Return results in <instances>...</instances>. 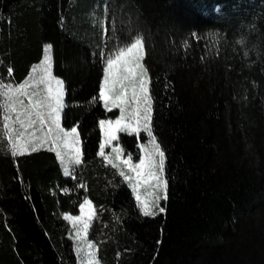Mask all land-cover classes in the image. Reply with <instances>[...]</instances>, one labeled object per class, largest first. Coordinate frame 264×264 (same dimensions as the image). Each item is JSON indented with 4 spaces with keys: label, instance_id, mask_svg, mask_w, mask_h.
Returning <instances> with one entry per match:
<instances>
[{
    "label": "trees",
    "instance_id": "trees-1",
    "mask_svg": "<svg viewBox=\"0 0 264 264\" xmlns=\"http://www.w3.org/2000/svg\"><path fill=\"white\" fill-rule=\"evenodd\" d=\"M103 6L101 27L92 11ZM137 36L169 182L154 217L98 155L99 120L118 112L92 100L101 53ZM47 44L82 164L73 178L45 148L12 156L0 109V264H79L63 217L85 198L100 264H264V0H0V80L24 82ZM147 141L143 131L119 137L135 163Z\"/></svg>",
    "mask_w": 264,
    "mask_h": 264
},
{
    "label": "snow or ice",
    "instance_id": "snow-or-ice-1",
    "mask_svg": "<svg viewBox=\"0 0 264 264\" xmlns=\"http://www.w3.org/2000/svg\"><path fill=\"white\" fill-rule=\"evenodd\" d=\"M107 12V7L105 8ZM52 45H46L45 53H50ZM145 48L139 36L126 47H119L114 53L107 56L100 55L102 67V83L97 97L93 102H102L103 108L108 112L119 109L116 119L99 120V128L103 132V141L99 144L98 155L107 160L114 168L120 165L113 162L105 155V149L110 147L113 141H118V133L139 136L141 130L146 132L151 151L144 144L139 147L144 151L143 158L138 163L132 162L131 153L127 159L121 160L123 149L111 147L115 153V160L120 161L133 175H126L123 170L119 175L128 182L135 200L143 216L154 217L165 213L166 207H160V201L168 200V179L165 178V152L156 142L153 135V98L150 95V77L145 65ZM52 61L50 55H45L43 64L32 69V72L40 73L39 80L34 82L33 77L16 85L12 82L5 83L0 80V109L3 110V129L7 139L11 142V155L23 156L26 153L37 152L48 144V151L56 153L60 163L64 165L66 176L70 172L69 166L82 164L81 140L77 127L70 130L61 126L62 113L65 107V86L63 80L52 74ZM11 68L7 69L11 74ZM44 85L45 95L40 96L38 85ZM27 100V103H26ZM134 105L127 111L129 105ZM19 125V128L16 127ZM47 129L44 131V129ZM37 131L43 133L37 136ZM54 133V135H52ZM133 180L135 182H133ZM155 183V188L160 195L151 194V199H142L140 188L146 184ZM83 187V185H81ZM80 215H65L66 221L72 222L77 241V254L83 253L82 264H99L96 253L92 249L95 245L85 242L81 248L79 243L87 235L93 217L92 201L85 198L79 206Z\"/></svg>",
    "mask_w": 264,
    "mask_h": 264
},
{
    "label": "rangeland",
    "instance_id": "rangeland-1",
    "mask_svg": "<svg viewBox=\"0 0 264 264\" xmlns=\"http://www.w3.org/2000/svg\"><path fill=\"white\" fill-rule=\"evenodd\" d=\"M97 9V8H96ZM99 13L97 12V13H94V12H96V10L94 9L92 12V14H93V19H95L98 23H99V25L101 26V27H104V12H105V7L103 6V7H101L100 9H99ZM141 39V38H140ZM142 40V39H141ZM142 43H143V40H142ZM47 45H49V44H47ZM144 45V44H143ZM45 47H46V45L44 46V54H43V58H42V60L39 62V63H37V64H35V66L34 67H36V66H38V65H41V64H43V60H44V56L47 54V55H50L51 56V61H52V64H51V67H52V74H53V76H55L54 75V73H53V51H52V49H51V52L50 53H45ZM142 63H143V61H142ZM144 64V63H143ZM33 67V68H34ZM32 68V69H33ZM39 76H40V73L38 72V73H33L32 71H31V73H30V75L28 76V78H30V77H33V79H34V82L35 81H38L39 80ZM56 77V76H55ZM27 78V79H28ZM56 78H58V77H56ZM59 79H61V78H59ZM62 80V79H61ZM64 82V81H63ZM64 86H65V84H64ZM38 91H39V95L40 96H43V95H45V92H44V85H42V84H40V85H38ZM27 101V100H26ZM134 107V105H129V107H128V109H127V111H131L132 110V108ZM64 111V110H63ZM112 111H117L118 112V116H119V109H113ZM117 116V117H118ZM62 118H63V113H62ZM62 118H61V126L63 127V125H62ZM18 126V128H19V125H17ZM47 129L45 128L44 129V131H46ZM101 130V129H100ZM77 131H78V129H77ZM141 131H143V130H141ZM79 132V131H78ZM144 132V131H143ZM122 133V132H121ZM41 135H43V133H41V132H39V131H37V136H41ZM52 135H54V133L52 134ZM101 135H102V141H103V132H102V130H101ZM118 137H120V133H118ZM81 140V139H80ZM147 144L145 145L147 148H148V150L149 151H151V148H152V146H151V144H149V142L147 141L146 142ZM120 147V144H119V140L118 141H113V143H112V145L110 146V147H107L106 149H105V155L106 156H108L110 159H112L113 160V162L114 163H116V164H119L120 165V167H119V169L120 170H123L124 172H125V174L126 175H133L131 172H129L128 171V169L126 168V167H124L123 166V164H121L120 163V161H117V160H115V156H116V154L115 153H113V152H111V147ZM121 148V147H120ZM141 151H142V157L141 158H143V156H144V151L141 149ZM81 154H82V147H81ZM124 159H127L125 156H124V154L122 153V155H121V160H124ZM133 162V161H132ZM133 163H135V162H133ZM136 163H138V162H136ZM69 169H70V171H71V168L69 167ZM69 176V175H68ZM133 182H135L134 180H133ZM140 195H141V198L142 199H151V194H155V195H160L161 193H160V191L158 190V189H156L155 188V183L154 182H152L151 184H146V185H144V186H142L141 188H140ZM162 202H163V200H161L160 201V207H162ZM93 206V205H92ZM93 211H94V208H93ZM69 215V214H68ZM78 215H80V213L78 214ZM72 216V215H71ZM77 216V215H76ZM70 222V221H69ZM70 224H71V228H72V234H73V238H74V243H75V248L77 247V241L79 240V237H76V235H75V232H76V229H73V227H72V222H70ZM90 228V227H89ZM89 231V230H88ZM85 242H89L88 241V233H87V235L84 237V240H81L80 241V243H79V246L81 247V248H84L85 247ZM89 243H91V242H89ZM93 251H95V253H96V258H97V261H98V257H97V251H96V247L94 248V249H92ZM77 253V252H76ZM83 253H80V254H77V256H78V262H79V264H82V258H83ZM99 262V261H98ZM100 264V263H99Z\"/></svg>",
    "mask_w": 264,
    "mask_h": 264
},
{
    "label": "crops",
    "instance_id": "crops-1",
    "mask_svg": "<svg viewBox=\"0 0 264 264\" xmlns=\"http://www.w3.org/2000/svg\"><path fill=\"white\" fill-rule=\"evenodd\" d=\"M35 65H33V67H34ZM32 67V68H33ZM31 71H32V69H31ZM31 73V72H30ZM30 75V74H29ZM26 103H27V101H26ZM16 127L18 128V126L16 125ZM48 147H49V145L48 144H45L44 145V147L43 148H45V149H48ZM30 152V151H29ZM53 152V151H52ZM60 162V161H59ZM62 165V164H61ZM70 168H71V173H74V167H75V165H70L69 166ZM62 168L64 169V165H62ZM69 176H71V175H69Z\"/></svg>",
    "mask_w": 264,
    "mask_h": 264
}]
</instances>
